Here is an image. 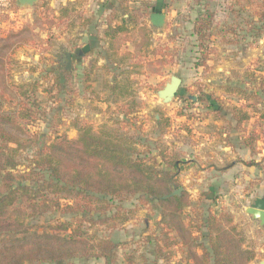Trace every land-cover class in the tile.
<instances>
[{
    "label": "rangeland",
    "instance_id": "374dc122",
    "mask_svg": "<svg viewBox=\"0 0 264 264\" xmlns=\"http://www.w3.org/2000/svg\"><path fill=\"white\" fill-rule=\"evenodd\" d=\"M137 1L139 4L138 8L134 6L135 11H141L138 21L147 26L149 34L146 38L140 30L133 29L128 36L131 49H127L128 52L124 51L126 61L122 63L128 73H120L122 79L119 80L124 81L126 75L130 77L132 96L127 98L125 106L115 102L114 93L111 96L98 95L101 93L100 80L91 86L93 88L91 102L84 106L80 103L81 105L74 107L71 113H65V110L62 112L60 96L55 94L56 97L53 98L45 92L51 85L53 76L63 74L64 65L61 62L63 55L61 57L58 47L51 53H47L48 46L39 49V53L42 54L40 57L46 59V62L41 59L38 62L34 61L35 63L22 65L13 58L17 49L13 50L11 46L18 39L13 29L1 33L0 44L4 48L0 47V61L7 57L6 63H0L2 111L12 113L17 123L19 121L25 125L24 129L27 131L25 135L10 128L8 130L29 143L18 155L21 162L19 172H27L30 159L42 143L49 144L61 135L74 139L78 135L76 126L87 123L96 130L104 129L134 138L138 142L137 148L141 155L148 159L156 158L160 162L161 153L178 156L182 161L179 171L181 173L186 171L188 159L193 157L194 151L203 142L204 136L199 130L203 126H198L204 122L209 123L210 120L224 121L227 124L222 128L219 129L213 124L214 128L210 130L216 133L224 132L229 136L230 128L236 123L235 117L239 111L252 115L251 105L257 103L256 98L251 96L257 91L255 80L264 78V34L260 38L253 37V32L246 21L250 19L249 16L254 18L255 14L264 9V0H162V7L158 5L159 0ZM204 6L215 13L214 29L211 30L209 43L211 51L206 66H198L201 53L198 37L194 33V23L196 14ZM156 12L167 15V24L161 33L155 32L149 23L150 14ZM126 13L125 11L121 15ZM23 29H25L23 37L30 39L31 42L39 45L46 40L45 35H42L43 37L40 35L39 29L36 31V28ZM221 29L226 33L219 32ZM146 43H149L147 47L135 49L136 44ZM107 50L102 48L103 52ZM28 54L34 57L36 55L35 52ZM90 67L98 66L88 64L85 70H80L81 83L85 85L82 87L87 88V92L90 91L88 90L90 86L87 87L89 82L84 79V73L88 72ZM107 72L108 69L105 68L101 75L108 76ZM172 75L182 79L181 93L172 104L164 105L156 93ZM71 81L72 77L68 85ZM105 88H108V83L105 84ZM67 90L70 91L68 94L75 93L74 89L69 90L67 87ZM72 91L74 93H71ZM86 97L88 98L87 95ZM190 97H195L196 100L193 101ZM101 100L108 102L105 103L106 107L99 104ZM34 102L37 104H33ZM73 103L72 100L70 106ZM24 109H30L36 115L35 123L21 119ZM249 123L251 124L248 122L245 125ZM73 127L76 128V133L71 131ZM263 178L264 175L258 174L243 183L241 181L237 190L224 193L226 198L222 195V204L218 208L207 204L214 202L204 200L198 203L197 207L186 210L185 222L198 223V215L207 211L218 215L226 213L233 218L234 224L244 233L252 248L264 249V228L245 212V209L253 204L255 195L254 197L252 195L256 193L257 185L261 186ZM256 194L264 197V191ZM71 200H74L71 195H67V199H62L61 210L45 209L44 203H40V215L26 216L25 222L29 227L32 226L34 230L39 231L47 224L65 222L77 225L83 222V229L90 236L111 239L119 245L117 250L119 264H126L129 258L134 259L133 264H160V260H163L161 264H172L171 259L175 255L181 260V264H192L180 250L175 235H163L162 211L157 202L142 203L136 198H130L123 203H110L108 212L101 215L99 208L106 204L69 203ZM48 205L51 206L52 203ZM68 205H74L76 210H68ZM90 218L107 219V222L101 224L97 221L96 225L92 226ZM156 243L162 245L164 254L167 257L169 255V258L155 262ZM260 261L264 262V258L260 257L255 264H259ZM103 262L101 259L95 263Z\"/></svg>",
    "mask_w": 264,
    "mask_h": 264
},
{
    "label": "trees",
    "instance_id": "16d2710c",
    "mask_svg": "<svg viewBox=\"0 0 264 264\" xmlns=\"http://www.w3.org/2000/svg\"><path fill=\"white\" fill-rule=\"evenodd\" d=\"M125 11L128 12V9L125 8ZM71 12L69 8H64L60 12L61 16H46L44 24L55 25L57 20L61 21ZM137 12L131 15L130 23L147 38V26L138 21L141 16ZM214 18L215 13L207 6L196 14L194 33L198 37L201 53L198 66H206L209 58ZM249 18L246 22L253 32L252 36L262 37L264 9L254 18ZM132 31L126 23L109 25L104 31V39L109 43L106 57L119 69L126 61L120 56L121 44L128 40ZM219 32L226 33L223 29ZM50 34L52 32L49 31ZM148 44H136L135 49L147 47ZM70 79L71 75L66 71L65 74L54 75L45 92L53 98L55 94L61 98L67 91ZM255 82L257 91L251 96L256 98L257 103L251 108L256 114L262 113L261 118L264 119V78H256ZM112 90L116 96L115 102H126L132 96L129 75L122 82L115 81ZM63 101L66 105L72 104V100L61 98V103ZM14 118L12 113L2 111L0 101V264H90L91 260L100 259L105 264H119V245L111 239L90 236L83 229V222L77 225L65 222L47 224L41 227L42 231L34 230L25 222L26 216L40 215V203H44L45 209L61 210V200L67 199V195L74 199L69 203L106 204L99 208L101 215L108 212L110 203H123L130 198L142 203L157 202L162 211L163 235L174 234L180 250L192 264H252L257 259L258 253L247 245L246 236L230 215L207 211L198 215V223L185 222L186 210L197 207L204 200L216 201L210 193H202L194 200L188 191L183 190L180 195L164 199L183 189L179 180L182 161L178 156L161 153L160 162L156 158L148 159L141 155L134 138L104 129L96 130L92 125L82 123L76 126V138L69 139L61 135L49 144L42 143L30 159L27 172H19L21 162L18 155L29 143L8 130L10 128L26 134L25 125L18 120L17 123ZM235 118L240 130L253 116L239 111ZM21 119L32 123L37 121L30 109H24ZM241 131L247 132L245 129ZM256 140L254 135H249L245 141V145L253 152ZM68 206V210H76L74 205ZM89 221L95 226L97 221L104 224L107 219L90 218ZM155 251V262L169 258L159 243H156ZM133 263L132 258L126 261V264Z\"/></svg>",
    "mask_w": 264,
    "mask_h": 264
},
{
    "label": "crops",
    "instance_id": "0c3cea01",
    "mask_svg": "<svg viewBox=\"0 0 264 264\" xmlns=\"http://www.w3.org/2000/svg\"><path fill=\"white\" fill-rule=\"evenodd\" d=\"M138 4L137 0H38L33 7L22 8L19 0H12L11 12L7 15L0 14V36L6 30L13 29L14 34L18 38L11 46L13 50L17 49L13 58L16 62H19H17L18 64L22 65L35 63L41 59L46 62V59L40 57L42 54L39 53V49L44 46H48L47 53H51L53 49L58 47L61 57L63 51H69L73 54L74 73L71 75L72 81L67 87L69 90L74 89L75 93L68 94L70 91L67 90L61 97L64 100L74 101L71 106L66 105L64 101L61 104L63 108L62 112L65 110V113H71L76 106H80L81 104L84 106L88 102H91V95H93L91 92L93 88L91 86L96 81L101 80L102 82L100 86L101 93H98L99 96H111L113 94L112 87H114L115 81L122 79L120 73L125 71L126 68L123 67V64H121L120 69L116 67L106 57V51H102V48H109V43L104 39V31L106 27L115 25L116 23H126L127 25H131L130 29H134V25L130 23V17L131 15H135L136 9L134 6L138 8ZM158 5L162 7L163 1L159 0ZM64 8H69L72 11L71 14L65 17L62 16L61 21L57 20L56 22L58 23L55 25L49 26L44 24L46 16H61L60 12ZM125 8L128 9V12L121 15V13L125 12ZM139 12L141 11H138L137 14ZM24 27L30 29L36 28L35 31L37 29L41 30L40 35H45L46 40H43L40 43L41 45L39 44L40 46L35 42H31L30 39L23 37ZM49 31L52 32L50 36ZM51 37L53 39H50ZM130 45L131 42L129 40L121 44V58L124 59V54L128 52L126 50L131 49ZM0 47L4 48L1 44ZM28 52H35L37 56H28ZM6 58L2 62L0 61V63H6ZM88 64H96L98 66L97 68L90 67V70L84 73V79L87 81L88 78L89 80L87 84V87L90 86L89 92H87V88L82 87L84 84L81 83L82 74L80 71L81 69L85 70ZM105 68L108 69V76L104 77L101 74L105 72ZM63 73L65 74L64 70ZM95 73H97L96 78ZM258 74L263 75L261 72H258ZM106 82L108 83L107 89L105 88ZM105 103L108 102L101 100L99 104L106 107ZM126 103L120 102L119 105L125 106ZM109 104L112 105L111 102ZM258 107L261 109L260 105ZM252 116L251 124L242 126L240 130H237V122L232 124L229 136H227L228 134H224V132L221 133L219 131V133H216L210 130L214 128V125L219 129L222 128V126L227 124L224 121L216 122L210 120L209 123L204 122V125L198 126H203L199 128L204 136L203 142L194 151L193 157L188 159L186 171H182L179 175L183 189L189 193H193L192 197L194 200H197L202 193H210L211 196L215 197L216 201L207 204L218 208L222 204V195L226 198L224 193L234 192L241 181L243 183V181L249 180L254 175H264L262 172L264 171V119L261 118L262 113L256 114L252 112ZM66 124L69 125L68 123ZM210 124L211 126H209ZM244 129L247 131L246 133L241 131ZM71 131L77 132L75 127ZM249 135H254L257 139L254 144V152L245 145V141L248 140ZM250 163H255L256 165H250ZM257 187L256 193L264 191V178L261 186L257 185ZM256 193L252 196L254 197L255 195V199L261 198ZM247 245H249L248 242ZM249 247L251 246L249 245ZM252 249L258 253L257 259L252 263L255 264L260 257L264 258V249ZM91 261L90 264H98L95 262L99 260L95 262ZM180 261L176 255L171 259L172 264H181ZM162 262L163 260H160V264ZM103 264H105V261ZM259 264H264V262L260 261Z\"/></svg>",
    "mask_w": 264,
    "mask_h": 264
},
{
    "label": "water",
    "instance_id": "95a60500",
    "mask_svg": "<svg viewBox=\"0 0 264 264\" xmlns=\"http://www.w3.org/2000/svg\"><path fill=\"white\" fill-rule=\"evenodd\" d=\"M38 0H19L22 8L33 7ZM149 23L151 28L158 33H161L167 24V15L156 12L150 14ZM64 65V71L68 74L74 73V56L69 51H63V57L61 59ZM182 79L176 75H172L164 85V87L157 91L156 96L164 105H170L173 103L175 98L181 93ZM193 101L195 97H190ZM184 189L175 191L170 196H166L167 199L172 196L180 195ZM246 214L250 215L252 220L258 221L261 228H264V197L256 198L248 208L245 210Z\"/></svg>",
    "mask_w": 264,
    "mask_h": 264
},
{
    "label": "built area",
    "instance_id": "2783aa9c",
    "mask_svg": "<svg viewBox=\"0 0 264 264\" xmlns=\"http://www.w3.org/2000/svg\"><path fill=\"white\" fill-rule=\"evenodd\" d=\"M12 0H0V14L7 15L11 12Z\"/></svg>",
    "mask_w": 264,
    "mask_h": 264
}]
</instances>
